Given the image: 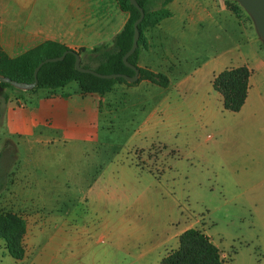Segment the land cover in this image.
Returning <instances> with one entry per match:
<instances>
[{
	"label": "rangeland",
	"instance_id": "1",
	"mask_svg": "<svg viewBox=\"0 0 264 264\" xmlns=\"http://www.w3.org/2000/svg\"><path fill=\"white\" fill-rule=\"evenodd\" d=\"M185 1L162 23L170 86L109 94L97 142L10 137L4 105L0 213L22 218L26 233L20 261L0 239V264H159L187 229L225 264H264V44L236 2ZM197 6L212 16L201 25L190 20ZM239 66L250 89L231 113L212 74Z\"/></svg>",
	"mask_w": 264,
	"mask_h": 264
},
{
	"label": "crops",
	"instance_id": "2",
	"mask_svg": "<svg viewBox=\"0 0 264 264\" xmlns=\"http://www.w3.org/2000/svg\"><path fill=\"white\" fill-rule=\"evenodd\" d=\"M221 2L222 10L231 12L224 1ZM184 3L187 7L192 5L188 0ZM176 6L177 0L167 5L171 17L165 20L173 17L172 8ZM193 16L200 25L212 18L203 6H197L190 17L191 21H194ZM127 19L128 14L116 0H0V50L8 57L16 58L48 41L74 51L110 45ZM165 20L145 33V41L138 54L139 68L160 73L159 69L165 65L167 59L162 52V23ZM217 74L213 73L212 79ZM184 79L179 80L174 88L182 87L186 82ZM140 85L159 90L168 88L144 80L133 86L115 85L104 96L83 94L76 83L55 91L9 94L2 116V129L10 137H38L41 142L47 143L53 135L63 141L95 143L98 140L101 109L104 105H112L108 95L121 90L125 96L130 88ZM247 100L248 96L245 102ZM97 181L89 187V192L96 193Z\"/></svg>",
	"mask_w": 264,
	"mask_h": 264
},
{
	"label": "trees",
	"instance_id": "3",
	"mask_svg": "<svg viewBox=\"0 0 264 264\" xmlns=\"http://www.w3.org/2000/svg\"><path fill=\"white\" fill-rule=\"evenodd\" d=\"M120 8L128 14V19L122 30L113 38L110 45H102L92 49L80 48L77 51L54 42H45L16 58H10L0 50V76L20 83H32L34 70L45 59L60 57L68 52L62 60L43 64L37 73L35 88L24 92L39 90L55 91L65 88L70 83H76L83 94L104 96L111 92L115 85L133 86L141 81H148L161 88H167L169 79L162 73H153L137 66L138 54L145 41V33L170 18L171 12L167 5L172 0H136L144 11V18L138 25L140 33L138 47L128 62L139 70V79L135 83H127L122 78L101 79L88 73H80L75 68V56H80V65L92 69L100 74H126L132 76L134 72L127 68L122 61L125 53L130 49L133 40V24L139 17L138 10L129 0H116ZM242 9L232 7L233 13ZM92 63V64H89ZM251 71L247 66H239L221 71L213 77L212 88L222 98L225 111L237 113L244 106L248 96ZM7 89H14L8 83L0 82V117L9 101ZM21 92V91H20ZM22 92V93H24ZM20 94V93H19ZM26 225L19 216L0 213V239L4 240L9 256L20 261L25 255L23 238ZM159 264H225L218 248L211 239L196 229H187L178 237V248L165 255Z\"/></svg>",
	"mask_w": 264,
	"mask_h": 264
},
{
	"label": "water",
	"instance_id": "4",
	"mask_svg": "<svg viewBox=\"0 0 264 264\" xmlns=\"http://www.w3.org/2000/svg\"><path fill=\"white\" fill-rule=\"evenodd\" d=\"M226 1H233L236 2L244 11L245 13L250 17V19L253 22L254 28L256 30V33L259 37V39L262 41L264 44V0H226ZM130 4L133 5L139 12V17L138 19L134 22L133 24V40H132V45L130 49L125 53V55L122 58L123 64L131 69L134 74L132 76H128L126 74H100L97 73L96 71L92 69H87L83 68L80 65V56L77 53H74L75 56V68L78 72L80 73H88L91 74L95 77L101 78V79H116V78H122L124 79L127 83H135L139 79V70L137 69L136 66L132 65L131 63L128 62V58L135 53L137 47H138V41L140 37V33L138 30V25L141 23V21L144 18V11L143 9L139 6V4L136 2V0H129ZM70 52H64L60 57L57 58H50V59H45L44 61L40 62L38 66L35 68L33 76H34V81L32 83H20L17 81H13L9 78L6 77H1L0 76V82L2 83H8L9 85L23 90V91H28L36 87L37 85V73L40 67L48 62H55L62 60L65 55Z\"/></svg>",
	"mask_w": 264,
	"mask_h": 264
}]
</instances>
